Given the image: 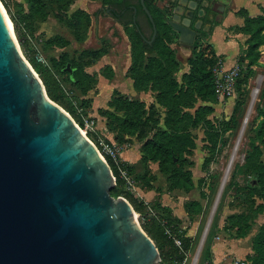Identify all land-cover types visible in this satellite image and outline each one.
I'll return each mask as SVG.
<instances>
[{"label": "rangeland", "instance_id": "1", "mask_svg": "<svg viewBox=\"0 0 264 264\" xmlns=\"http://www.w3.org/2000/svg\"><path fill=\"white\" fill-rule=\"evenodd\" d=\"M45 1L46 11L32 17L28 0H8L9 6H6V0H0L10 20L12 21L11 17L14 16L15 22L20 25L24 37L29 41V49L37 61L51 66L56 58L67 51L72 56L81 58L85 69L95 75L93 78L96 81L92 85H88L83 79L85 86L90 87L86 92L83 91L82 83L78 85L70 83L66 73L60 72L57 75L64 93L68 96L66 100L71 107L76 110V113L78 111L80 114H84L86 111L83 115L84 126L77 121L74 114L62 106L71 113L88 136L97 144L102 137L123 145L122 150L127 158L125 160L132 167L131 171L134 175V184L125 182L123 185L125 190L131 195L149 202L161 201L174 205V211L182 217V227L194 237L186 264H191L195 249L204 236L205 238L208 236L212 256L213 243L217 240L225 241L233 238L237 243H235V252L242 253L252 249L254 236L264 225V175L261 176L259 184L251 183L252 178L258 173L264 172V145L262 144V154L251 153L252 140L261 143L255 138V126L258 119L253 120L245 135L244 133L248 121L256 114L257 97L253 100L251 93L245 119L239 130H236L237 119L240 116V109L237 106L240 99L238 91L230 97H217L214 102L201 98L197 93L193 95L191 92L173 101V104L167 97L160 100L158 94L163 84L161 79L155 78L153 81L151 77H144L141 87L136 85L130 70L133 50L129 32L109 11L104 9L106 5L102 7L100 0H73L70 8L66 11L61 8L63 3ZM257 1L264 4V0L231 1L221 16L223 20H217L211 29V33L215 29L216 33L218 31L216 37L218 47L221 45L219 41L221 34L222 39L232 37L233 25L225 23L226 14L243 7L242 2L247 3L252 10H255L258 5ZM158 3L169 4L168 0H158ZM77 8H85L93 14L85 40H78L65 20V17ZM98 10L100 13H97ZM238 14L243 16L249 12L243 7L238 11ZM237 20L239 21V16ZM12 22L22 52L28 58V52L21 44L19 31L16 30V23ZM129 28L133 30L132 25H129ZM57 33L67 37L69 42L66 45L51 42L50 37ZM207 39V37H200L198 40L203 42ZM170 44L175 49L177 62L167 66L165 74L168 76L171 74L181 81L183 73L192 69L194 56L190 51L179 46L177 40H170ZM99 47L104 50L96 59L83 51L86 48ZM150 54H145V58ZM108 63L114 72L112 77H109L102 69ZM259 69L264 72V65ZM258 75L254 73L248 82L243 81L242 89L250 87L253 91ZM259 76L264 78L261 74ZM262 86H264V82ZM115 94H124L144 102L146 113L139 121L137 131L129 132L110 127L109 124L112 120L103 114L102 110L114 108L109 105V101ZM203 104H211L212 111L202 115V119L197 123L192 117L185 116L180 125L184 130L178 132L179 136H182L179 142L184 144L187 149L185 164L191 168L196 184L193 189L186 190L173 185L169 173L161 170L158 161L146 159L141 146L157 128H175L178 122L174 120L178 119V112L194 114L197 108ZM117 112L122 113L123 111L118 109ZM85 118L95 119L96 130L85 128ZM93 131L99 133L98 141L92 137L91 132ZM203 191L206 192L205 196L202 194ZM193 198L202 201L203 209L199 213L194 211L189 214L184 203ZM137 213L142 221L140 212L137 211ZM243 230H247V234L238 236V231L242 232ZM155 264H161L160 260Z\"/></svg>", "mask_w": 264, "mask_h": 264}, {"label": "water", "instance_id": "2", "mask_svg": "<svg viewBox=\"0 0 264 264\" xmlns=\"http://www.w3.org/2000/svg\"><path fill=\"white\" fill-rule=\"evenodd\" d=\"M179 18L170 22L190 45L196 30ZM16 39L0 4V264H155L160 249L134 205L112 194L109 160Z\"/></svg>", "mask_w": 264, "mask_h": 264}, {"label": "trees", "instance_id": "3", "mask_svg": "<svg viewBox=\"0 0 264 264\" xmlns=\"http://www.w3.org/2000/svg\"><path fill=\"white\" fill-rule=\"evenodd\" d=\"M61 4V8L68 11L70 4L73 0H51ZM121 0H101L103 5L117 4ZM30 5V16L35 14L44 13L46 11L45 0H28ZM6 6H9L8 0H6ZM148 6L154 16V19L158 27V35L152 45H148L135 28L128 20L125 22V29L129 32V38L132 42L133 58L131 62L130 70L134 77L135 83L138 87H141L144 77H151L153 81L155 78L162 80V86L158 98L164 99L165 97L173 101L177 100L181 96L188 95L190 92L197 93L201 98L209 101H216L218 94L216 91V75L214 72V66L219 61L220 55L212 41L209 39L200 42L197 40L192 52L194 56L192 69L189 72H184L182 80L180 81L175 76H168L166 73V67L170 64L177 62L175 56V49L171 46L172 30L170 24L165 20L161 8L155 2H148ZM16 21L15 17H11ZM66 22L69 24L71 30L75 33V37L78 40H85L88 34V28L92 23V14L85 8H77L65 17ZM16 23V30L19 31V37L24 49L28 52V58L38 70L42 76L46 88L51 98L63 105L69 110L77 121L84 126V114H80L74 110L70 103L67 102L68 96L63 91V86L57 75L60 72H64L68 76L70 83L78 85L82 83L83 91L86 92L90 87L85 86L84 80L88 85L95 83L94 74L85 69L81 58L72 56L69 52H63L51 66L44 65L37 61L32 51L29 49V41L24 37V33L21 30L18 22ZM129 25L133 26V30L129 28ZM233 28L236 31H243L249 34L245 45L242 46L238 55L237 61L242 65V71L237 78V91L240 94L237 106L240 109V116L237 119L236 130L241 127L242 119L246 111V107L249 100L251 88L242 89V82H248L249 78L255 73V64L259 63L261 57V46L264 44V7L261 13L257 15H246L244 23L242 25H235ZM201 38H208L209 34ZM200 37H198L199 39ZM51 42H55L60 45H66L69 39L61 34H54L50 37ZM104 49L99 48H86L83 51L87 55H91L96 59ZM151 53L150 56L145 58V54ZM155 53V54H154ZM70 63L72 70L66 69ZM103 71L112 77L114 72L112 66L106 64ZM194 97V96H193ZM251 100V99H250ZM109 105L114 108H105L102 110L112 122L109 124L112 129H124L129 132H135L138 130L139 121L142 119L143 114L146 113L145 104L142 100L136 98H130L124 94H115L109 101ZM120 109L123 112L118 113ZM211 104L200 105L194 114L178 112V119L174 120L178 122L175 128H157L152 136H148L143 142L141 149L143 156L149 160H156L159 162L161 170L168 172L173 185L180 186L186 190H191L195 187V181L193 179L191 168L185 164L187 158L185 151H187L184 144H181L178 132L184 130L181 127L182 121L185 116L193 118L194 122H199L202 115L208 111H212ZM256 114L250 119L247 124L244 135L246 134L250 124L253 120L258 119L255 126V138L260 140L261 143L256 140H252V151L254 155H260L263 152L262 144L264 145V86H261L256 103ZM167 119V118H166ZM168 122V121H167ZM94 140L98 141L99 133L96 131L91 132ZM114 174L116 175V183L112 188V194L115 196L124 195L129 197L130 201L134 205L135 209L140 212L142 216V225L145 230L154 238L160 252H161V264H178L181 263L187 255L190 249L194 237L187 233L182 227V217L178 215L172 206L165 204L161 201L149 202L144 199H140L135 195H131L124 189L125 179L120 175L119 168L111 157H107ZM122 163L129 169L132 174V167L127 163V160H123ZM264 175L258 173L257 176L251 179V183L259 184L261 176ZM134 177V175H133ZM203 196L206 192H202ZM185 209L189 214L194 211L197 213L203 209V203L198 198H193L184 203ZM247 230L242 232L238 231V236H245ZM174 235L180 236L183 240L182 247L175 243ZM252 252L247 254V257L251 259L253 264H264V225L254 236L252 243ZM203 258H213L212 252L209 249L208 236L205 240L203 248Z\"/></svg>", "mask_w": 264, "mask_h": 264}, {"label": "flooded vegetation", "instance_id": "4", "mask_svg": "<svg viewBox=\"0 0 264 264\" xmlns=\"http://www.w3.org/2000/svg\"><path fill=\"white\" fill-rule=\"evenodd\" d=\"M148 2H155L161 8L165 20L171 26L172 40H177L179 46L190 51L191 54L197 43L198 37L206 36L205 33L210 34L214 23L217 20H223L221 16L231 4V0H168L169 4H159L158 0H145V4L148 8ZM101 5L103 7L102 2ZM104 9L109 11L112 16L122 23L124 28L125 22L131 20L130 23L135 26L143 40L147 42L148 45L154 43L159 33L157 23L155 21V28L143 6L142 0H121L117 4H107ZM98 12L100 13V10H98L97 13ZM176 13L180 15L178 21L181 23L185 18H190L191 22L189 25L196 30L194 41L190 45L180 42L178 38V30H176L170 22ZM70 70H72V68Z\"/></svg>", "mask_w": 264, "mask_h": 264}, {"label": "built area", "instance_id": "5", "mask_svg": "<svg viewBox=\"0 0 264 264\" xmlns=\"http://www.w3.org/2000/svg\"><path fill=\"white\" fill-rule=\"evenodd\" d=\"M242 71V65L236 61L231 67L226 68L224 64L219 60L214 66V72L216 75V91L219 98L230 97L235 95L237 92V78ZM261 89V88H260ZM251 93L249 95L248 104L246 107L245 114L242 119V123L244 122L245 115L247 112V108L251 99ZM259 94V93H258ZM86 120V129L88 128H95V119L94 118H85ZM250 121V120H249ZM248 121V122H249ZM84 129V128H83ZM102 154L107 158L108 156L111 157L114 162L116 163L117 167L119 168L120 175L125 179V181L129 184H134L133 176L130 174L129 169L124 166L122 161L124 158L122 157V147L123 145L118 143L114 140H108L104 138H100L99 144H97ZM108 159V158H107ZM175 243L182 247L183 240L180 236L174 235ZM203 248L204 243L201 242L195 249V253L193 255V259L191 264H217L213 258H203ZM188 253L187 252L186 258L178 264H186L188 260ZM231 264H253L251 259L247 256H234L232 258Z\"/></svg>", "mask_w": 264, "mask_h": 264}, {"label": "crops", "instance_id": "6", "mask_svg": "<svg viewBox=\"0 0 264 264\" xmlns=\"http://www.w3.org/2000/svg\"><path fill=\"white\" fill-rule=\"evenodd\" d=\"M232 1V0H231ZM262 2L257 1V8L254 10H252L250 8V6L245 3L242 2L243 7H245V9H247V11L249 12V14L247 15H257L259 13L262 12L264 4H260ZM242 6L238 9H234L233 11H229L226 16H225V23H228V25H242L244 23L245 17L246 15H240L238 14V11H240L242 8ZM239 16V21L237 20ZM218 24V23H217ZM223 26V25H220ZM218 33V31H217ZM217 33H216V29L213 33H210L208 36V39L210 41H212L218 51V54L220 55V61L224 64V66L226 68L231 67L238 59V55L241 51V48L243 45H245L246 40L249 37V34L243 31H236L234 28L233 30H231V34L232 37H228L226 39H222V34L220 35V47H218L216 45V40H217ZM218 42V41H217ZM261 57L259 59V63L255 64V74H261L264 77V72L262 70L259 69L260 66L264 65L263 61H264V44L261 46ZM109 64V63H108ZM258 68V70H257ZM263 82H264V78H263ZM126 153V152H125ZM124 151H122V157L124 159H127ZM167 204V203H165ZM170 206H172L174 208V205H172L171 203H168ZM235 241L234 239H227L225 241L222 240H217L213 243V259L217 264H231L232 258L234 256H246L248 253H250L252 251V249H248L244 252H235L236 247H235ZM237 244V243H236Z\"/></svg>", "mask_w": 264, "mask_h": 264}, {"label": "bare ground", "instance_id": "7", "mask_svg": "<svg viewBox=\"0 0 264 264\" xmlns=\"http://www.w3.org/2000/svg\"><path fill=\"white\" fill-rule=\"evenodd\" d=\"M0 4H1V2H0ZM1 6H2L4 12H5V15H6L8 21H9L10 27H11V29H12L13 35H14V37H15V39H16V35H15V33H14L13 22H12V21L10 20V18L8 17V15H7V13H6V9L4 8V6H3L2 4H1ZM16 41H17V39H16ZM262 84H263V78L260 77V76L258 75L257 78H256L255 87L253 88V91H254V92L252 91L253 100H255L256 97H258L257 95H258V93H259V91H260V88H261ZM83 131L85 132L84 129H83ZM204 238H205V236H204L203 239H202V243H204L205 240H206V238H205V239H204Z\"/></svg>", "mask_w": 264, "mask_h": 264}]
</instances>
